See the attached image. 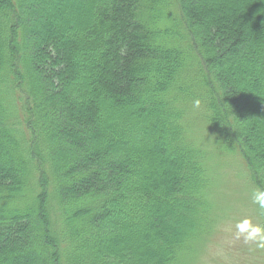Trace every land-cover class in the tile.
Here are the masks:
<instances>
[{
    "label": "trees",
    "instance_id": "16d2710c",
    "mask_svg": "<svg viewBox=\"0 0 264 264\" xmlns=\"http://www.w3.org/2000/svg\"><path fill=\"white\" fill-rule=\"evenodd\" d=\"M222 158L264 189V0H0V264H187Z\"/></svg>",
    "mask_w": 264,
    "mask_h": 264
},
{
    "label": "rangeland",
    "instance_id": "374dc122",
    "mask_svg": "<svg viewBox=\"0 0 264 264\" xmlns=\"http://www.w3.org/2000/svg\"><path fill=\"white\" fill-rule=\"evenodd\" d=\"M36 20L43 19L35 15L32 18L33 23ZM189 109H193L192 104ZM204 129V124L192 120L189 134L198 138L203 135ZM210 134L211 132L207 131V135ZM220 163V171L233 173L220 176L221 187L215 191L213 199L218 195L219 197L215 201L211 200L215 207L210 216L211 222L207 224L206 231L192 254H189L187 264H264V249L233 238L235 223L238 220L251 217L254 222L260 221L259 209L257 205H253L251 196L244 188L243 168L237 162L234 171L227 158H222ZM208 235L210 236L206 238Z\"/></svg>",
    "mask_w": 264,
    "mask_h": 264
},
{
    "label": "clouds",
    "instance_id": "9594fccd",
    "mask_svg": "<svg viewBox=\"0 0 264 264\" xmlns=\"http://www.w3.org/2000/svg\"><path fill=\"white\" fill-rule=\"evenodd\" d=\"M193 109L201 108V100L196 98L192 103ZM252 203L257 205L260 210H264V189L256 188L251 193ZM235 240H242L248 245H255L257 248L264 249V224L254 222L251 217H245L235 223L233 233Z\"/></svg>",
    "mask_w": 264,
    "mask_h": 264
}]
</instances>
